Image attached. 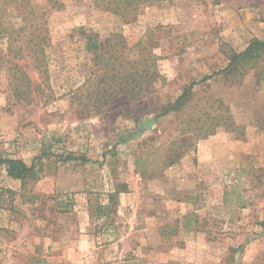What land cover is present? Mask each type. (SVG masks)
<instances>
[{"label": "rangeland", "instance_id": "1", "mask_svg": "<svg viewBox=\"0 0 264 264\" xmlns=\"http://www.w3.org/2000/svg\"><path fill=\"white\" fill-rule=\"evenodd\" d=\"M135 3L0 0V264H264V0Z\"/></svg>", "mask_w": 264, "mask_h": 264}, {"label": "trees", "instance_id": "2", "mask_svg": "<svg viewBox=\"0 0 264 264\" xmlns=\"http://www.w3.org/2000/svg\"><path fill=\"white\" fill-rule=\"evenodd\" d=\"M53 3V0H51ZM123 4V7L127 5L133 6L135 0H117V5ZM95 36L93 34H88L85 38L87 50L89 52H99L100 45L95 40ZM264 40L263 41H254L250 44L247 50L242 54H234L230 58V62L228 66L220 71L217 74H213L212 76L206 78L210 79L215 75H225L226 77L231 75H239V73H246V67L248 69H256L258 68L259 64L264 60ZM134 89L136 87V81L133 82ZM196 84H192L186 91H184L183 95L180 96L174 103V105L170 108H166L164 114H168L171 111H175L180 109L185 102L188 100L189 93L193 90ZM0 166L5 167L7 175L15 180L25 181L26 179L33 177L36 173V165L32 164L28 166L23 160L20 159H12V158H0ZM66 204L62 202H58V208L60 210L69 211L73 208V204L68 198L66 197ZM264 228V223L262 224Z\"/></svg>", "mask_w": 264, "mask_h": 264}]
</instances>
